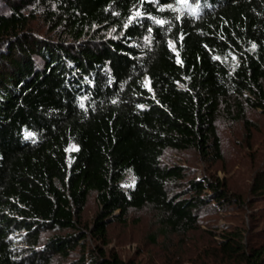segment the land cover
<instances>
[{
  "label": "trees",
  "instance_id": "1",
  "mask_svg": "<svg viewBox=\"0 0 264 264\" xmlns=\"http://www.w3.org/2000/svg\"><path fill=\"white\" fill-rule=\"evenodd\" d=\"M1 4L0 264H135L107 250L130 210L184 238L240 202L166 157L220 162L218 119L264 112V0ZM219 229L188 264H264V226Z\"/></svg>",
  "mask_w": 264,
  "mask_h": 264
},
{
  "label": "rangeland",
  "instance_id": "2",
  "mask_svg": "<svg viewBox=\"0 0 264 264\" xmlns=\"http://www.w3.org/2000/svg\"><path fill=\"white\" fill-rule=\"evenodd\" d=\"M3 11L5 8L1 4L0 13ZM32 24L47 34L48 29L40 18ZM246 117L248 124L227 118L218 119L222 161L210 165L192 151L180 154L170 152L166 157L169 161H178L189 167V177L211 175L213 179H219L240 202L217 214L209 212L203 215L202 220L206 222L184 238L178 234L162 233L159 213L152 208L130 210L126 223H113L108 228L107 250H114L124 260L135 264H188L198 246L209 243V234L205 232L207 228L214 226L222 231L223 227L231 225L249 229L264 226V195L252 190L258 171L264 169V112L249 110ZM75 150L77 147L72 144L69 151ZM98 209L96 196L92 194L83 215L87 224H92Z\"/></svg>",
  "mask_w": 264,
  "mask_h": 264
},
{
  "label": "water",
  "instance_id": "3",
  "mask_svg": "<svg viewBox=\"0 0 264 264\" xmlns=\"http://www.w3.org/2000/svg\"><path fill=\"white\" fill-rule=\"evenodd\" d=\"M171 44H172V45H171V46H172L171 48H172L174 51H177V45H176V43L172 41ZM145 83H146L147 86L150 85V82H149V80H148L147 78H146V80H145Z\"/></svg>",
  "mask_w": 264,
  "mask_h": 264
}]
</instances>
